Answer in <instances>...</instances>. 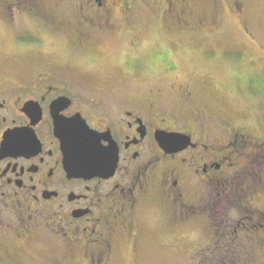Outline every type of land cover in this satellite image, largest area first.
<instances>
[{
    "label": "flooded vegetation",
    "instance_id": "1",
    "mask_svg": "<svg viewBox=\"0 0 264 264\" xmlns=\"http://www.w3.org/2000/svg\"><path fill=\"white\" fill-rule=\"evenodd\" d=\"M148 1L167 32L216 23L196 16L194 0ZM136 3L0 0V51L7 30L36 64L9 77L0 63V264H39L46 254L40 264H157L182 246L195 261H236L251 255L244 241L264 244V210L253 214L250 203L264 195V128L252 135L212 115L189 84L118 93L46 53L50 33L83 57L128 40L134 53L113 76L126 90L130 77L151 73L139 51L147 24L130 16ZM158 49L155 62L166 61ZM163 67L172 75L177 66ZM76 117L116 159L112 173L69 176L56 122ZM199 230L209 242L188 243Z\"/></svg>",
    "mask_w": 264,
    "mask_h": 264
},
{
    "label": "rangeland",
    "instance_id": "2",
    "mask_svg": "<svg viewBox=\"0 0 264 264\" xmlns=\"http://www.w3.org/2000/svg\"><path fill=\"white\" fill-rule=\"evenodd\" d=\"M136 2L135 12L130 16L138 17L141 30L147 24L139 51L151 73L143 80L130 77L128 82L131 84L126 90L115 87L113 76L119 74V62L134 53L128 40L112 43L103 56L83 57L71 52L61 37L51 38L50 33L45 36L46 53L56 54L54 60L60 65L70 63L91 79L109 82L118 93L133 92L137 83L142 88L154 85L164 89L171 88L173 83L189 84L197 102L207 104L212 115L231 117L235 125L258 135L264 128V0H194L196 16L210 20L214 17L216 23L202 31L190 30L193 34L167 32L148 0ZM3 32L5 46L0 51V63L5 74L15 76L20 68L32 71L30 67L36 66L35 61L22 55L13 44L10 32ZM158 48L166 56V61L161 63L154 59ZM166 63L177 66L172 75L164 71ZM251 210L253 214L264 210V195L252 199ZM244 244V250L251 255L236 261L228 258L195 261L186 256L188 252L182 246L177 251L181 256L170 254L157 264H264V244L251 245L246 241ZM35 258L40 264V259H46L47 254Z\"/></svg>",
    "mask_w": 264,
    "mask_h": 264
},
{
    "label": "water",
    "instance_id": "3",
    "mask_svg": "<svg viewBox=\"0 0 264 264\" xmlns=\"http://www.w3.org/2000/svg\"><path fill=\"white\" fill-rule=\"evenodd\" d=\"M56 134L61 140L65 169L69 176L93 177L112 173L116 159L95 145V134L78 117L68 122H56Z\"/></svg>",
    "mask_w": 264,
    "mask_h": 264
},
{
    "label": "clouds",
    "instance_id": "4",
    "mask_svg": "<svg viewBox=\"0 0 264 264\" xmlns=\"http://www.w3.org/2000/svg\"><path fill=\"white\" fill-rule=\"evenodd\" d=\"M251 203V201H250ZM144 218L146 220H151L152 217H151V213L148 211V210H144ZM229 215H231V217L233 219H238L239 216H240V209L238 207H232L230 210H229ZM187 242L194 245V246H198L200 244H206L209 242V237L208 235L203 231V230H199L191 235H189L187 237Z\"/></svg>",
    "mask_w": 264,
    "mask_h": 264
}]
</instances>
